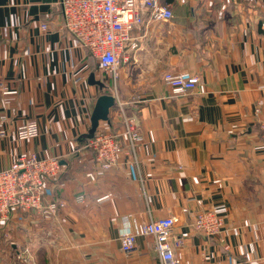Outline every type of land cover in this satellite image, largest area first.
<instances>
[{
	"label": "crops",
	"instance_id": "crops-1",
	"mask_svg": "<svg viewBox=\"0 0 264 264\" xmlns=\"http://www.w3.org/2000/svg\"><path fill=\"white\" fill-rule=\"evenodd\" d=\"M58 2L0 0V81L17 90L0 92L8 121L0 169L30 150L59 156L44 197L65 203L11 211L0 224V264H159L150 236L137 235L125 252L119 229L166 216L182 239L173 246L181 264H264V129L255 115L257 107L264 115V0L224 8L222 0H159L173 16L144 13L130 31L138 48L113 78L75 46ZM168 70L199 81L174 94L162 80ZM90 72L102 84L90 83ZM102 93L114 101L95 131L125 144V112L141 137L108 169L85 146ZM32 118L38 135L17 140V125ZM207 209L223 221L215 236L193 225Z\"/></svg>",
	"mask_w": 264,
	"mask_h": 264
},
{
	"label": "built area",
	"instance_id": "built-area-1",
	"mask_svg": "<svg viewBox=\"0 0 264 264\" xmlns=\"http://www.w3.org/2000/svg\"><path fill=\"white\" fill-rule=\"evenodd\" d=\"M230 0H222L224 8ZM62 24L75 40V46L86 49L95 59L101 75L116 77L118 65L129 59V53L138 48L137 40L131 37L130 31L143 22L145 12L157 20H168L173 14L168 4L159 0H59ZM46 24L41 28L45 29ZM264 27V23H262ZM162 80L174 94H186L193 90L199 78L185 70H168L162 74ZM2 94H16L0 81ZM255 109L256 122L264 129V115ZM123 132L128 141L122 144L117 134L98 132L88 137L85 146L95 151L94 160L99 168L108 169L120 162V154L134 150L141 139L134 124L125 112L121 113ZM7 117L0 114V136L7 130ZM38 124L35 119H26L17 125V140H27L38 135ZM61 168L60 157L49 155L40 157L34 150L17 155L8 166L0 169V224L13 210L45 208L55 211L64 206V201L47 200L44 197L45 184L54 178ZM60 185H64L63 182ZM100 196L97 200L105 198ZM174 218L171 216L152 218L139 226L125 224L119 229L121 250L127 252L134 248L137 235H147L153 239L154 249L159 264H181L174 254L173 246L182 243L180 236L171 235ZM194 228L208 236H215L223 227L221 216L216 210H203L193 220Z\"/></svg>",
	"mask_w": 264,
	"mask_h": 264
},
{
	"label": "water",
	"instance_id": "water-1",
	"mask_svg": "<svg viewBox=\"0 0 264 264\" xmlns=\"http://www.w3.org/2000/svg\"><path fill=\"white\" fill-rule=\"evenodd\" d=\"M88 81L90 83L102 84V82L94 78L93 72H90ZM113 101H114V97L111 94H107V93L99 94V96L96 99V103L90 117L91 125L87 133L88 137H90L94 133L98 121L101 119H105L107 117L109 107L112 105Z\"/></svg>",
	"mask_w": 264,
	"mask_h": 264
},
{
	"label": "rangeland",
	"instance_id": "rangeland-1",
	"mask_svg": "<svg viewBox=\"0 0 264 264\" xmlns=\"http://www.w3.org/2000/svg\"><path fill=\"white\" fill-rule=\"evenodd\" d=\"M9 216H10V214H9ZM9 216H8V218H9ZM8 218H7V219H8ZM7 219H6V220H7ZM6 220H4L3 222H5ZM3 222H2V223H3Z\"/></svg>",
	"mask_w": 264,
	"mask_h": 264
}]
</instances>
